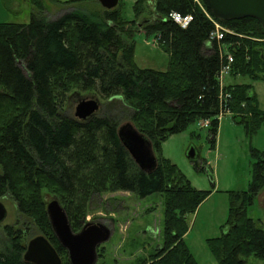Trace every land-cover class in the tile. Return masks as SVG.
Returning a JSON list of instances; mask_svg holds the SVG:
<instances>
[{
    "label": "trees",
    "instance_id": "1",
    "mask_svg": "<svg viewBox=\"0 0 264 264\" xmlns=\"http://www.w3.org/2000/svg\"><path fill=\"white\" fill-rule=\"evenodd\" d=\"M199 1L236 35L210 42L213 25L193 0H136L134 21H125L116 8L92 15L76 9L49 19L42 1L31 0L28 24L0 23V199L11 198L21 218L3 227L0 264H31L23 255L35 234L69 264L51 228L47 200L59 201L76 233L93 199L115 192L139 198L158 193L162 200V246L138 264H198L184 241L187 217L210 192L195 189L162 156L161 146L203 121L214 149L222 114L249 131L264 124L251 84L225 85L227 97L220 101L217 79L224 45L234 57L229 78L264 80L260 22L221 21ZM173 12L192 16L187 28L169 19ZM146 15L150 19L142 29L169 55L166 71L140 69L133 60L131 35ZM78 93L99 96L103 108L85 120L69 115L68 100ZM126 119L152 148L157 166L150 173L138 168L119 141L117 130ZM254 155L249 189L231 194L221 236L207 240L218 264H246L248 257L264 261V230L247 216L264 187V156ZM194 166L211 172L204 162Z\"/></svg>",
    "mask_w": 264,
    "mask_h": 264
},
{
    "label": "rangeland",
    "instance_id": "2",
    "mask_svg": "<svg viewBox=\"0 0 264 264\" xmlns=\"http://www.w3.org/2000/svg\"><path fill=\"white\" fill-rule=\"evenodd\" d=\"M41 1L49 19L76 9L88 15L103 14L105 11L97 0L75 4H62L69 0ZM135 2L119 0L116 9L125 21L136 20ZM33 11L31 0H0V23L28 24ZM148 17L146 15L137 20L136 24L140 28L131 35L134 43L133 60L140 69L166 71L169 55L159 48L153 34H146L142 29L150 19ZM231 83L251 84L259 109L264 112V80L224 79V85ZM90 99L96 100L99 108H103L105 101L99 96L78 93L69 98L67 113L74 117L78 103ZM124 123L131 122L126 119L121 125ZM190 149L195 151L194 161L204 162L210 173L195 169L194 161L187 158ZM254 152L264 156V124L249 131L234 121L230 114H223L219 119L214 149L209 143L208 129L203 121L189 125L184 132L171 136L162 144V156L175 164L195 189L210 192L195 213L187 217L188 229L184 241L198 264H218L207 246V240L221 236L228 218L231 194L249 189L253 181V167L258 160ZM0 201L7 210V217L0 224L1 244L4 239L3 227L14 225L21 218L11 198L4 197ZM247 216L264 230V187L248 208ZM86 222L102 224L112 231L110 239L98 247L97 253L102 257L98 258L96 264H138L162 246L163 206L158 193L144 198L125 192L97 196L91 203ZM246 264H264V261L248 257Z\"/></svg>",
    "mask_w": 264,
    "mask_h": 264
},
{
    "label": "water",
    "instance_id": "3",
    "mask_svg": "<svg viewBox=\"0 0 264 264\" xmlns=\"http://www.w3.org/2000/svg\"><path fill=\"white\" fill-rule=\"evenodd\" d=\"M106 11L113 10L119 0H97ZM211 14L221 20H239L254 18L264 30V0H202ZM99 104L96 100H83L75 108L74 117L85 120L97 113ZM117 136L134 163L146 173L152 172L156 166V158L150 144L131 123L118 127ZM194 149L187 152V158L194 161ZM194 163H196L194 161ZM46 210L53 233L68 256L69 264H96L98 247L107 242L112 231L102 224L86 222L79 232H73L64 208L55 198L47 200ZM7 217V210L0 201V224ZM23 259L31 264H62L54 247L43 236L32 237L26 245Z\"/></svg>",
    "mask_w": 264,
    "mask_h": 264
},
{
    "label": "built area",
    "instance_id": "4",
    "mask_svg": "<svg viewBox=\"0 0 264 264\" xmlns=\"http://www.w3.org/2000/svg\"><path fill=\"white\" fill-rule=\"evenodd\" d=\"M203 11L206 18L212 23L213 30L209 35V41H215L217 43H220L225 37V35H236L233 31L230 29L224 27L220 23H218L214 18L202 7L199 0H193ZM169 19L173 21L175 24H177L179 27L185 29L189 25V23L192 21L191 15H181L179 13L173 12L168 15ZM156 41L158 42V38H156ZM219 56L221 58V66L220 71L218 72V83L220 88L219 93V99L220 101H224L227 97V94L223 93V87L224 85V79L226 77H229V74L232 69V64L234 62L233 55L227 50L226 46L220 45L219 46ZM223 115V114H222ZM221 115V116H222ZM220 116V117H221ZM208 122H204V125L206 126Z\"/></svg>",
    "mask_w": 264,
    "mask_h": 264
}]
</instances>
